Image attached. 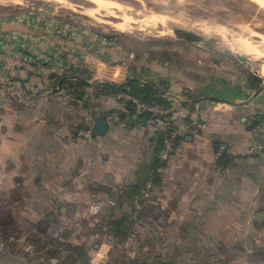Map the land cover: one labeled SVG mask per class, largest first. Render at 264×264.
<instances>
[{
    "label": "rangeland",
    "instance_id": "374dc122",
    "mask_svg": "<svg viewBox=\"0 0 264 264\" xmlns=\"http://www.w3.org/2000/svg\"><path fill=\"white\" fill-rule=\"evenodd\" d=\"M262 4L253 0H0V17L35 8L43 18L64 26L74 66L53 74L42 65L40 75H28L36 65L23 61L17 65L0 49V264H84L83 257L89 264H155L156 255L169 249L176 264H264V224L258 226L254 219L258 192L264 198V167L254 202H240L242 191H236L235 198L223 202L217 216L206 219L195 236L178 235L179 209L172 207L173 217L166 218L163 181L150 182L153 173L147 177L143 197L133 201L138 210L145 208L128 235L118 239L112 234L108 218L117 199L140 180L135 174L137 153L144 151L148 140L156 142L161 135L157 131L166 127L158 122L152 126L141 116L148 126L145 133L134 122L135 113L120 117L121 104L98 90L102 83L122 86L133 79L154 86L170 102V107L162 106L168 113L154 119L171 123L169 133L178 131L181 139L162 171L163 178L177 164L187 130L217 150L219 182L226 178L233 158L264 157ZM175 29L189 30L204 40L180 39L173 34ZM79 78L90 87L83 89L86 103L73 107L74 97L65 85ZM19 80L27 83L25 95ZM5 89L11 91V107L3 101ZM33 89L41 91L40 96L34 97ZM128 95L115 94L118 99ZM19 96L26 102L19 105ZM88 96L93 108L103 104L111 109L112 130L100 143H93L85 136L89 130L78 127L82 116L86 122L90 118L84 108L89 106ZM21 115L24 121L17 124ZM51 116L61 118L60 127L74 130L66 136L59 130L48 146ZM18 127L21 131L16 132L23 137L6 138V132L14 134ZM255 135L262 142L254 141ZM7 145L21 149L8 154ZM181 244L188 250L178 251ZM77 248L83 250V257Z\"/></svg>",
    "mask_w": 264,
    "mask_h": 264
},
{
    "label": "crops",
    "instance_id": "0c3cea01",
    "mask_svg": "<svg viewBox=\"0 0 264 264\" xmlns=\"http://www.w3.org/2000/svg\"><path fill=\"white\" fill-rule=\"evenodd\" d=\"M68 32L69 31L64 26L61 28L55 19L49 18L48 20L43 18L42 14L36 11L35 8L27 12L7 13L0 17V49L2 53L5 54L7 60L11 62H14L15 59L19 58L21 61H23V63L26 62L32 63L34 66L36 65L35 70L33 72H28V75H40L42 65H46V67L53 74L65 72V70H71L74 67L71 57H68ZM95 39L96 40L93 39L94 43L97 44L98 40L97 38ZM22 73L24 74L25 71L22 70ZM78 80H82L88 84V82L83 79L79 78ZM29 85L35 86V83H30ZM18 86L23 90V94L25 95L27 83H24L23 80H19ZM9 91L10 90L8 89L4 90V96L6 99L3 101L6 106L11 107L12 101H10V98L8 97L11 96ZM33 91L35 92L34 97L40 96L41 91L36 92L35 89H33ZM112 96L118 105H120V103L117 101L120 100L129 102L125 98L118 99L115 95H107L108 98ZM107 97H104V100H107ZM22 99L23 98L21 97V99L18 100L20 102L19 105L26 102V100ZM84 108L89 110V119L92 118L91 116L94 117V113L96 114L97 119L93 122L92 127L97 120H107L109 113L111 112V109L106 110L108 108L104 107L103 104H101L99 108L93 109L89 108L87 104H84ZM121 108L125 113L126 110L124 109L123 103L121 104ZM14 113L15 112L13 111V114ZM124 113H121L120 117L125 116ZM23 118L25 117H22L21 115L17 124L20 123V121H24ZM50 118V131L48 134L49 140L51 138H56L55 136L59 130L61 131L59 135L65 136L68 135L69 130H74V128L69 129L67 127H60L59 123L61 122V118H56V116H51ZM85 118V116H82L80 118V123L84 122ZM68 120L70 119H67V121ZM138 125L141 130L145 131V133L148 131V126L146 123L138 121ZM8 128L9 127H7L6 130ZM14 130V134L11 132H6V138L9 139L11 137H23L21 132H16L21 131L20 127ZM111 130L109 133H111ZM8 131H11V129ZM35 131H38L37 128H35ZM188 134L189 132L184 130V138L178 149V157L176 159L177 164L173 168L167 169L162 183V202L165 203L167 209L165 212L166 218L168 217L170 219L173 217V208H177V210L179 209V217L177 218L178 223L176 224L177 233L179 236H195L196 231L201 230L204 225L207 224L206 219L211 218L213 214L217 216L218 209L220 208L219 206L223 202H230L233 200V198H235L236 191L241 190L243 192H241L242 195L240 202L247 204L249 201H253V195L256 193V186H259L261 182L260 169L264 167L263 155L252 158L251 160L249 158H233L232 161H229L230 169H228V167L226 168V178L217 182V150H215L212 143H208L206 139L198 138L197 136L195 138L194 136ZM38 135L40 138V130ZM39 138L37 139V141L39 140L37 147L39 153H41ZM104 138H106V136L98 138L97 140L92 139V141L93 143H96V141H99L100 143V141H103ZM215 139L217 138L215 137ZM50 145H52V141L50 144H48V146ZM5 147H7L5 152L8 154L19 152L21 149L20 146L15 148L7 145ZM151 148L152 146L148 140L144 151L142 150L143 152H141L140 150L137 153L138 157L136 161L139 162V166L135 173L136 176L138 175L137 171L141 167H148L152 169L150 166L152 160ZM42 170L43 168L39 160V175L42 173ZM137 177L140 180H138L137 183L131 184L129 186H139V184L141 185L140 181L142 182V180L147 179V177L142 178L140 175ZM139 187H141L145 193L144 187ZM244 188H246L245 192L243 190ZM262 195L263 192H258V196L260 198L259 200H256L259 207L254 212V219L255 214L264 209V207L260 206V204L263 205L262 202L264 203V198ZM180 214H183V216H180ZM224 217H228V213L224 214ZM255 222L258 226H262V224H264V222L258 223L256 219ZM204 232L206 234L208 233L207 231ZM190 242L192 243L193 240L191 239ZM177 248H180V251L188 250V248H185L182 244L177 246Z\"/></svg>",
    "mask_w": 264,
    "mask_h": 264
},
{
    "label": "trees",
    "instance_id": "16d2710c",
    "mask_svg": "<svg viewBox=\"0 0 264 264\" xmlns=\"http://www.w3.org/2000/svg\"><path fill=\"white\" fill-rule=\"evenodd\" d=\"M55 77H58V76H55ZM70 82H68L65 86H67V88L69 89L68 92L70 96L74 97L73 99L75 101L71 102L72 106L75 107L77 105H81L82 103H86L87 91L83 89H86V88L89 89L90 86L86 84L85 82H83L82 80L74 81L71 84ZM101 85L102 86L98 87L99 92L106 93L108 94V96L112 94L115 95L116 93L124 92V93H128L132 95L133 97L139 99L141 102L146 103V104L161 105L166 108L170 107V102L164 99L160 95L159 91L154 88V86L149 85V84L143 85L140 83L139 80L133 79L122 86H116L110 83H102ZM20 98L21 96H19V99ZM88 99H89L88 100L89 108L93 109V104H91L93 103L91 102L92 96L91 97L88 96ZM117 102H119L120 104L122 103L124 104V109L126 110L124 115H127L128 117H131L134 115L135 106L133 103L127 102L125 100H120ZM91 117L92 118L89 119L88 122L85 121L79 124L78 126L79 130H91L93 122L97 119L95 113H94V117L93 116ZM134 122L138 123L136 119H134ZM164 139H165L164 135L161 134L157 136L156 142L153 139L150 141V144L152 146L151 148L152 160H151L150 166L154 170V175H152L153 178L152 180H150V182H152L154 185L163 181L162 171L167 166L166 163L161 162L159 159V153L163 147ZM179 140L181 139L179 138ZM160 171L162 172V174H160V179H158L157 176L159 175L157 174ZM146 180L147 179L142 180V182L140 181L141 185L139 184V186H143L145 189L146 187L145 184L147 182ZM151 199L150 201L147 200V202H151ZM117 200H118L117 206L113 208V211L111 212V215L109 216L108 219H109V225H110L112 234L116 238L121 239L122 237H126L128 235V231L131 229V227L135 223L134 219L141 213L140 209H144L145 207L141 206V208L138 210L137 205L133 202L134 200L132 202H129L127 199L124 198V195L120 196ZM162 247L163 248L161 252H163V250L165 251V247L164 246ZM77 249L76 251L80 252L81 257H83L84 256L83 250L81 248L78 250ZM179 249L177 250L180 251ZM169 250H166V252L163 254L161 253L160 255H156L155 257L156 263L176 264L175 255L174 254L168 255ZM83 260H84V264H89L87 262L88 260L84 259V257H83Z\"/></svg>",
    "mask_w": 264,
    "mask_h": 264
},
{
    "label": "water",
    "instance_id": "95a60500",
    "mask_svg": "<svg viewBox=\"0 0 264 264\" xmlns=\"http://www.w3.org/2000/svg\"><path fill=\"white\" fill-rule=\"evenodd\" d=\"M173 34L180 39H184L191 42H199L204 40L198 34L185 29H175L173 30ZM105 60H108V56H105ZM259 92L260 90L256 92V95L259 94ZM225 102L232 103L231 101H225ZM138 121L145 123V120L143 119H139ZM110 130H111V123L109 121L97 120L91 129V138L93 140H97L98 138L105 137L109 134ZM253 140L256 142H262V138L259 135L253 136ZM153 173L154 171L148 167H141L137 171V174L140 175L142 178H146ZM143 195H144V190L137 185H133L125 189L124 198L127 199L129 202H132L135 198L141 199ZM255 219L258 223L264 222V209L260 210L255 214ZM156 264H165V263H156Z\"/></svg>",
    "mask_w": 264,
    "mask_h": 264
},
{
    "label": "built area",
    "instance_id": "2783aa9c",
    "mask_svg": "<svg viewBox=\"0 0 264 264\" xmlns=\"http://www.w3.org/2000/svg\"><path fill=\"white\" fill-rule=\"evenodd\" d=\"M16 60L17 61L15 63L17 65H20V63L22 61L19 58H17ZM127 100L129 102L133 103L135 106V118L134 119L139 120L141 118V116L142 117L144 116V118L146 120L147 119L150 120V121L148 120L147 123L152 124V126L157 122L165 125V127H166L165 129H163L161 131H157V132H158V134H162L165 137L164 142H163V147L159 153V159L161 162L167 163L171 159L172 155L174 154L175 147H176L175 145H176V142L178 141V139L180 137V132L173 131V132L169 133V130L171 129V123H169V122L163 123L162 121H159L158 119H154L153 116H155V117L162 116L163 117L164 116L163 114L164 113L167 114L168 112L163 111L164 109L161 105H153V104L143 103L139 99L133 97L130 94L128 95ZM110 118H108L107 121H109L111 123ZM83 135H85V134H83ZM85 136L91 137V130H89V132H87ZM254 148L258 149V146L254 147ZM254 148H253V150H254Z\"/></svg>",
    "mask_w": 264,
    "mask_h": 264
},
{
    "label": "bare ground",
    "instance_id": "6f19581e",
    "mask_svg": "<svg viewBox=\"0 0 264 264\" xmlns=\"http://www.w3.org/2000/svg\"><path fill=\"white\" fill-rule=\"evenodd\" d=\"M253 1H256V2H258V3H264V2H262V1H264V0H253ZM262 6L264 7V4H262ZM192 24V23H191ZM190 25V24H189ZM202 27V26H201ZM200 27V28H201ZM208 27V26H207ZM211 27H213V26H211ZM125 28V27H124ZM196 28V27H195ZM120 29V28H119ZM213 29H214V27H213ZM209 30V29H208ZM166 31V30H165ZM167 33H169V32H167ZM166 34V33H165ZM205 43H209V41L207 40V41H205ZM217 47H219V46H217ZM223 47V46H222ZM228 47H230V46H228ZM231 48V47H230ZM221 49V48H220ZM229 52H230V50H229ZM235 52V51H234ZM233 53V52H232Z\"/></svg>",
    "mask_w": 264,
    "mask_h": 264
}]
</instances>
